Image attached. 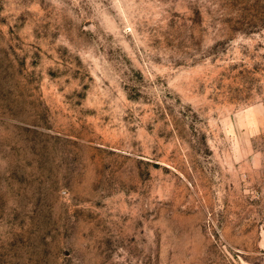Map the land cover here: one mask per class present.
I'll list each match as a JSON object with an SVG mask.
<instances>
[{
	"label": "rangeland",
	"instance_id": "rangeland-1",
	"mask_svg": "<svg viewBox=\"0 0 264 264\" xmlns=\"http://www.w3.org/2000/svg\"><path fill=\"white\" fill-rule=\"evenodd\" d=\"M0 264H264V0H0Z\"/></svg>",
	"mask_w": 264,
	"mask_h": 264
}]
</instances>
